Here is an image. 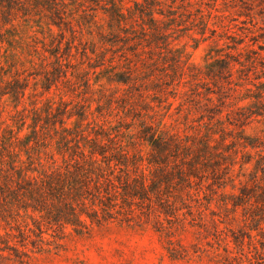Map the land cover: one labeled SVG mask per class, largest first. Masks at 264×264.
Wrapping results in <instances>:
<instances>
[{
    "label": "trees",
    "instance_id": "1",
    "mask_svg": "<svg viewBox=\"0 0 264 264\" xmlns=\"http://www.w3.org/2000/svg\"><path fill=\"white\" fill-rule=\"evenodd\" d=\"M177 1L164 7L161 0H142L127 7L124 0H0V32L21 18L38 27L45 24L51 34L56 28L62 37L48 51L52 61L42 60L41 72L17 71L0 82V119L2 105L11 101L14 108L11 123L4 121L0 129V264L26 263L70 235H88L109 223L130 225L154 217L161 230L169 231L172 218L179 219L185 209L181 142L148 133L144 141L152 146L150 156L131 154L109 132L108 121L94 117L91 106L73 108L64 101V107L51 101L38 106L39 87L50 92L59 83L76 85L74 80L82 77L90 89L91 70L119 87L143 81L162 87L169 85L168 78L175 86L188 79L185 106L202 111L209 142L200 154L187 147L189 171L207 168L212 185L220 188L227 180L235 182L230 172L236 148L249 150L240 175L246 178L251 167L252 184L241 181L240 203L233 206L247 208L253 198L264 200V46L247 50L241 47L243 39L232 37L226 49L217 44L204 66L184 68L182 57L169 63L168 55L157 56L155 48L161 42L168 51L170 31L185 24V7L194 5ZM200 23L204 35L209 30L204 14ZM85 31L89 41L82 40ZM79 53L89 62L88 71L79 66ZM254 124L260 133L244 136ZM25 127L30 133L22 136ZM215 135L220 143L212 146ZM187 181L192 183L190 175Z\"/></svg>",
    "mask_w": 264,
    "mask_h": 264
},
{
    "label": "rangeland",
    "instance_id": "2",
    "mask_svg": "<svg viewBox=\"0 0 264 264\" xmlns=\"http://www.w3.org/2000/svg\"><path fill=\"white\" fill-rule=\"evenodd\" d=\"M135 1L142 0H124V4L130 7ZM161 1L164 7L172 4L171 0ZM176 3L179 5L180 0ZM186 3L185 0V6ZM192 3L193 6L185 7V24L178 23L170 31L168 51L160 42V48L154 52L157 56L161 52L168 55L169 63L182 57L186 68L191 64L204 66L207 57L216 54L217 44L226 49L232 37L243 39L245 43L241 47L247 50L264 46V0H192ZM203 14L209 21V30L204 35L200 23ZM157 18L164 20L163 16ZM59 34L56 28L51 34L45 24L38 27L21 18H17L15 27L9 25L2 29L0 82L11 79L17 71L41 72L42 60L52 61L48 51L61 41ZM70 39L67 33L66 40ZM90 39L85 31L82 40ZM75 42L78 44V39ZM261 54L264 59V51ZM76 60L82 69L89 70V62L80 53ZM89 79L90 89L80 77L74 80L76 85L59 83L50 92L39 87L34 99L42 108L50 101L59 106L66 102L64 106L69 104L73 108L91 106L94 117L101 123L108 121L109 132L128 145L131 154L150 156L152 146L144 141L148 133L181 142L185 147V209L179 219L172 218L169 231L161 230L154 217L150 221L143 217L130 225L109 223L88 235H70L56 248L33 255L23 264H264V200L253 198L247 208L233 206L235 202L240 203L236 196L241 194V181L252 184L248 176L251 167H246V178L240 175L242 156L249 150L236 148L238 158L230 172L235 182L227 180L220 188L212 185L207 168L200 167L196 172L188 169L187 147L192 146L194 153L200 154L209 143L204 137L207 130L202 111L185 106L188 79L175 86L170 85L168 78L169 85L162 87L146 81L134 87H119L94 74V70L90 71ZM31 81L33 84L34 80ZM101 84L105 86L103 89ZM25 104L28 109L32 108L30 99ZM2 107L0 129L5 127L4 121L11 123L14 114L11 101ZM260 129L257 124L247 126L243 135L254 137ZM29 133L30 129L25 127L21 135ZM219 143V135H215L211 145ZM187 175L192 183L187 181ZM203 175L209 180L202 178ZM259 182L262 186L263 182Z\"/></svg>",
    "mask_w": 264,
    "mask_h": 264
}]
</instances>
